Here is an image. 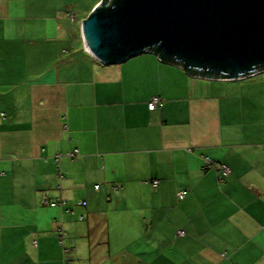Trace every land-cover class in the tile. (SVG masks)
I'll return each mask as SVG.
<instances>
[{
  "label": "crops",
  "instance_id": "crops-1",
  "mask_svg": "<svg viewBox=\"0 0 264 264\" xmlns=\"http://www.w3.org/2000/svg\"><path fill=\"white\" fill-rule=\"evenodd\" d=\"M72 7L0 0V264H264V73L104 64Z\"/></svg>",
  "mask_w": 264,
  "mask_h": 264
},
{
  "label": "water",
  "instance_id": "water-1",
  "mask_svg": "<svg viewBox=\"0 0 264 264\" xmlns=\"http://www.w3.org/2000/svg\"><path fill=\"white\" fill-rule=\"evenodd\" d=\"M81 27L85 46L104 64L154 48L162 62L207 77L264 66V0H106Z\"/></svg>",
  "mask_w": 264,
  "mask_h": 264
},
{
  "label": "rangeland",
  "instance_id": "rangeland-1",
  "mask_svg": "<svg viewBox=\"0 0 264 264\" xmlns=\"http://www.w3.org/2000/svg\"><path fill=\"white\" fill-rule=\"evenodd\" d=\"M91 1H94V0H91ZM105 1L106 0H100L98 2L97 6L105 5ZM89 3H90V0H71V4L74 6V7L71 8V12H72L71 14L73 15L75 13L76 16H75V14L73 16L75 17V19H77V22H76V25L74 26V28H76L77 25L81 26L80 19L85 16V14L87 12V8H88L87 5ZM97 6H95V8ZM95 8H93V9H95ZM81 36H83V35L81 34ZM79 44H82V43H79L77 41V45H79ZM76 47H80V46H76ZM259 69H264V66H259L255 70H252V71L256 72ZM254 72H250L248 74L246 73V74H243V76H239V77L233 78V79H241V78H244V77H247V76H253V75H255ZM257 73H264V71L261 70V71H259ZM196 77H198V76H196ZM96 188H98V186ZM79 219H82V216H80ZM133 237H136V236H132L130 238H124L123 241L120 243L121 245H124L127 248V250L125 251V254H126L125 259L130 264H143L144 261L146 260V257L144 255V250L139 253L137 251V249H139V247H135L133 251H132V248H133V242L136 243V244L142 245V246H146V244L144 242H141L140 238H138V237L133 238ZM141 239H145V238H141ZM106 245H108V243H106ZM111 245H112V241H111L110 246ZM161 245H163V243ZM155 254H158V253L155 252ZM103 255H104V257L102 258V260H106V253L104 252ZM71 261H73V259ZM93 264H102V263H101V261H96L95 260Z\"/></svg>",
  "mask_w": 264,
  "mask_h": 264
},
{
  "label": "built area",
  "instance_id": "built-area-1",
  "mask_svg": "<svg viewBox=\"0 0 264 264\" xmlns=\"http://www.w3.org/2000/svg\"><path fill=\"white\" fill-rule=\"evenodd\" d=\"M74 15V14H73ZM72 14H70V18H72L73 20L75 19V17L73 16ZM85 49H87V47L85 46ZM88 50V49H87ZM89 51V50H88ZM146 51H148L147 53H153V54H155L157 57H158V59H159V61H162V59L160 58V53H159V51H157L156 49H154V48H150V49H148V50H146ZM91 53V52H90ZM168 62V61H167ZM169 62H171V63H175V61H173V60H169ZM168 62V63H169ZM178 65H180L181 67H183V64L181 63V62H179L178 63ZM261 70H263L264 71V69H259V70H257L256 72H254V71H252V72H254V74H256L257 72H259V71H261ZM252 75V74H251ZM191 76H194V77H196V76H198V77H202V78H213V79H221V78H217V77H207L205 74H201L200 72H196V73H193ZM161 104V99H160V97H158V96H153L152 98H151V100L148 102V107H149V109H151V110H154V109H156L159 105ZM68 155H70V156H73V153H69ZM58 157V156H57ZM205 168H216V169H218L220 172H221V174L223 175V176H226V175H228L229 174V167L227 166V165H225V164H222V163H218V162H216V161H214V160H211V159H208L207 158V162H206V164H205ZM152 186H156L157 185V180H153L152 182ZM185 195V191H180L179 193H178V196H179V198H183V196ZM60 232H59V236H61L62 237V234H63V230L62 229H60L59 230ZM184 234V231L183 230H180L179 232H178V235H180V236H182Z\"/></svg>",
  "mask_w": 264,
  "mask_h": 264
},
{
  "label": "trees",
  "instance_id": "trees-1",
  "mask_svg": "<svg viewBox=\"0 0 264 264\" xmlns=\"http://www.w3.org/2000/svg\"><path fill=\"white\" fill-rule=\"evenodd\" d=\"M174 61L176 62V64L179 63V61H176V60H174ZM185 69H186L187 71H189V72H193V73H196L195 71H201V69H196V68H195V69H194V68H191V69H190V68H185ZM201 72H204V70L201 71ZM221 74L224 75V72L221 73ZM160 99H161V98H160ZM150 110H151V109H150ZM71 153H72V152H71ZM56 160H58V157L56 158ZM81 203H83V202H81ZM81 203H80V204H81ZM55 204H56V203H55ZM55 204H54V205H55ZM66 204H67V203H66L65 201L61 200V201L58 202V204H56V205L62 207V206H65ZM59 230H60V229L57 230V235H58V236H59V232H60ZM62 232H63L62 237L59 236V238H60L59 241H60L61 244H63V237H64L65 234H66L65 231H62Z\"/></svg>",
  "mask_w": 264,
  "mask_h": 264
},
{
  "label": "bare ground",
  "instance_id": "bare-ground-1",
  "mask_svg": "<svg viewBox=\"0 0 264 264\" xmlns=\"http://www.w3.org/2000/svg\"><path fill=\"white\" fill-rule=\"evenodd\" d=\"M87 49H89L88 46H87Z\"/></svg>",
  "mask_w": 264,
  "mask_h": 264
}]
</instances>
